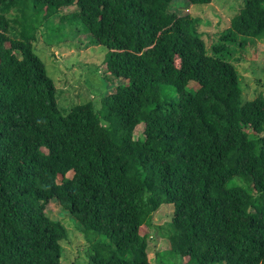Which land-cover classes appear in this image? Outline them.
<instances>
[{"label":"trees","instance_id":"obj_1","mask_svg":"<svg viewBox=\"0 0 264 264\" xmlns=\"http://www.w3.org/2000/svg\"><path fill=\"white\" fill-rule=\"evenodd\" d=\"M212 2L0 0V264H62L68 231L52 201L86 235V264H152L162 205L169 263L264 264V97L244 101L220 56L264 39V0H243L210 51L180 7ZM58 16L106 49L105 77L122 81L99 109L62 110L34 50Z\"/></svg>","mask_w":264,"mask_h":264},{"label":"rangeland","instance_id":"obj_2","mask_svg":"<svg viewBox=\"0 0 264 264\" xmlns=\"http://www.w3.org/2000/svg\"><path fill=\"white\" fill-rule=\"evenodd\" d=\"M243 0H213L211 5L188 6L181 4L180 14H191L198 20L201 30L211 33L206 39L211 46L227 29L229 21L239 13ZM66 10L65 13H70ZM179 11V10H178ZM227 23V24H226ZM47 24V23H46ZM42 25L34 45L36 54L47 67L48 75L54 80L58 89V103L62 110L71 106L93 101L100 108V94L107 96L115 92L121 80L110 83L105 77L104 65L107 51L102 46L93 45L87 38L83 26L64 22L62 16L55 17L51 23ZM223 56L236 67L243 92V100L250 101L264 97V39H247L245 48L230 46ZM145 126L136 128L135 139L142 138ZM173 206L162 205L153 216L149 241V258L152 264L169 263L170 248L167 237H164L171 220ZM47 214L54 220H64L68 239L62 243V264H86V252L89 242L86 235L76 227L73 219L65 212L59 202L52 201L47 207ZM163 253L162 258L160 254ZM183 264L181 259L174 260Z\"/></svg>","mask_w":264,"mask_h":264}]
</instances>
